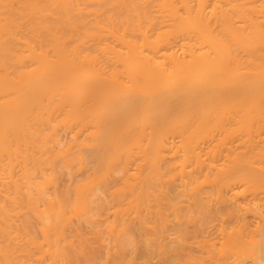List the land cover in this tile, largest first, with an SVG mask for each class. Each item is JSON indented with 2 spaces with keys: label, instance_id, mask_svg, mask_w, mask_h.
Segmentation results:
<instances>
[{
  "label": "bare ground",
  "instance_id": "1",
  "mask_svg": "<svg viewBox=\"0 0 264 264\" xmlns=\"http://www.w3.org/2000/svg\"><path fill=\"white\" fill-rule=\"evenodd\" d=\"M166 139L179 156L182 178L173 177L193 242H204L198 235L215 215L242 208L259 218L247 248L264 264V0H0V264H33L44 253L77 264L74 246L59 244L73 217L99 215L112 172L104 164L124 156L122 171L134 147L142 161L163 162ZM108 148L119 154L109 153L113 161ZM75 166L84 180L57 192L59 173ZM245 222L220 224L221 240L239 242ZM218 254L215 264H241L235 251Z\"/></svg>",
  "mask_w": 264,
  "mask_h": 264
},
{
  "label": "rangeland",
  "instance_id": "2",
  "mask_svg": "<svg viewBox=\"0 0 264 264\" xmlns=\"http://www.w3.org/2000/svg\"><path fill=\"white\" fill-rule=\"evenodd\" d=\"M60 132H63V134L65 133L63 131V129L60 130ZM61 134L62 133H60V136H61ZM65 135H67V134H65ZM171 135L172 134L168 135V139L171 138ZM173 135H174V133H173ZM63 136H62V139L64 138ZM169 136H170V138H169ZM65 137H69V135H67ZM173 137L177 140L176 133H175V136H172V138ZM64 140H66V139L64 138L63 140H61L62 143H63ZM170 140L175 141L174 139H170ZM165 141H166L165 145L167 147H165V149L163 151L164 153L163 152L162 153H163V157L166 158L167 161L163 159V162L166 161L169 165L164 162V164H165V166H164L161 159H160V162H157V164H154V162H152L151 160H149L148 162H145L146 159H143L144 161H142V157H141V156H143L142 151H139L137 149L138 153L139 152L142 153L141 156L137 157V155H135V154L133 155V153H135V152H136V154H138L137 150H135V147H134V148H132L134 150V152H132L133 151L132 149H130L128 151V153H129L128 155H129V158H131L130 159L131 161L129 160L130 162H128V160L126 159L127 162H128V163L126 162L128 167H125L127 175H126V172H125V168H123L124 172H125L124 173L123 169L121 171V167L122 166H120L121 164L124 165L123 164L124 162L122 163V161L126 157L124 159H122V160H121V158H123L124 157L123 155H125V154L123 153L122 154L123 157H119L118 156L119 154L118 155H117V153L114 154L113 153L114 151L112 152V150L110 148H108L109 150H108L107 153H108L109 156L106 153V155L108 156V159H110L112 157L109 154L111 152L112 154L118 156V160L113 161L114 159L113 160H111L112 158L110 159L111 161H113L112 164L111 163L109 164L110 166L108 168H110V169H106L107 168L106 164H104L105 165L103 167L104 168L103 169L104 173H105V170L108 171L109 173H110V171H112V172L110 173L111 176H109V178L106 179V176H105V178H104L105 180H103V183L101 184L102 186H104V189L102 190V192L104 194L99 192L101 195H103V196H100V194L98 195L100 198H102V202L99 203V206H98L99 209L97 208L96 212H95L96 214H99V215L98 216L93 215V217H95V221H93L94 219L91 218V220L93 219L92 220L93 223H90V222H87V221L84 222L83 219H82L83 221L80 220L78 222L77 219L75 217H73L71 221L73 222V224H76V225H74L75 228H68L69 231L66 228L67 230H65V236L64 237H68L69 239L65 238V240L61 241L59 245L67 247V249L70 247L68 250H70L74 246L73 248H75V250H77V252L79 253V254L77 253L78 254L77 257L79 259L76 258L77 264H84V263L85 264H101V263H103V264H128V263L129 264H191V263L192 264H202V262H203V264H212V263L215 264L216 263L215 257H216V255L218 253H220V255L218 254V257H220L223 254L222 256H230L231 258H234L235 257L234 251H235V253L240 254V255H238V258L241 259V261H240L241 264H252V263L255 264L253 262V260L255 259V256L253 255L254 254V249H253L254 245L253 246L251 245V247H253V248L250 249V250H249V248H251V247L249 246V248H247V245L248 244L250 245L251 242L253 243L255 238L257 240L259 238L258 232L256 230H254L255 229L254 228L255 221H257L259 218L257 216L252 217L253 215H251L250 212L245 211V209L237 208L238 212H236L235 211L236 210L235 207H234L235 209L234 208H232V209L229 208L230 211L232 210L234 212L231 213L229 216L226 215V216H223L222 218H221V216L216 217V215H215V217H214L215 219L212 218V221H211L209 227L208 228L206 227L205 230H203V232H201V234H203V235H201V234L198 235L201 238L203 237L204 242H201L200 244H197V243L193 242L195 240L194 234L191 231L194 228L192 226L193 224L191 223V221H187L186 220V222H185L186 218L184 217L185 216L184 212L186 214V209L187 208H185V207H187V202H185V201L183 202L181 200L183 198L184 194L182 195L183 191H182V193H180L181 192V187H182L181 186L182 181L180 179L182 177L179 175L181 173V171H180V167L177 164V163H179L178 162L179 156H177L176 153L175 154L172 153V152H175V151H172V149L175 146L174 147L171 146V147H173V148H171L170 147V145H171L170 142H168L167 139ZM168 148L170 150H168ZM90 149L91 148H85V150L83 149V152L85 151L83 154L84 155L86 154V155L89 156V158H87V156H86V160L87 159L90 160V161L87 160V163H88V165H86L87 169H89V165L91 166L93 164L92 162L94 161L93 159L92 160L90 159V158H93V156L89 155V154H91L90 153ZM71 150H73L72 147H71ZM86 150H88V152ZM130 151H131L132 154H130ZM177 153L179 155V152H177ZM176 156L178 158H176ZM167 157L169 159H167ZM173 157L175 159H173ZM58 159L59 160L55 161L57 164H58V162L60 161L61 158H58ZM108 159L106 158L104 163L108 164V162H111V161H108ZM106 161H108V162H106ZM117 163H118V165H117ZM158 163L159 164L162 163L161 166ZM142 164H143L144 167L142 166ZM171 164L173 165V168L175 167L177 169L178 172L175 169L172 168ZM140 165H141V169H140V171H137L138 170L137 168H140V167H138ZM152 165L155 167L156 172L158 174L154 173L155 172L154 169H151V170L149 169L150 171L147 169L148 167H151ZM166 165H168L169 167H168V169L166 168L164 170V168L167 167ZM83 168H85V167H83ZM160 168H162V169H160ZM79 169H81V170H79ZM79 169H77V166H75V169H74V167L71 168L70 173L71 172L72 173L67 175L69 177H67L66 174L63 173V172H61V175L59 173L58 178H57L58 180H56V181H57L58 185L60 184L59 185L60 191H58L59 190V188H58V190L56 189L57 192H63L64 191L63 188H65V185L67 186V184H71L70 182L72 180L74 181V179H75V181H76L77 178L78 179L81 178L82 179L81 181L84 180V177L86 176L87 171L85 169L83 171L82 168H79ZM166 170H168V171H166ZM170 170H172V171L174 170L173 171L174 173L171 172ZM114 171H116L117 173H114ZM148 171L151 172V173H149ZM164 171H165V173H164ZM121 172H123V174ZM136 172H137V174H136ZM138 172H141L143 174L138 173ZM166 172H168V174ZM128 173H130V175ZM144 173H146V174H144ZM134 174L136 176H139V177H135ZM138 174H141V175H138ZM173 174H178V176L181 177V178L180 179L177 178L178 176H174L173 177ZM72 175H74V176H72ZM131 175H132V177H131ZM148 176H149V178H148ZM150 176H151V178H150ZM158 177H159V179H158ZM124 178H125V180H124ZM147 178L149 180H147ZM131 179L132 180L136 179L137 183L131 182L132 181ZM122 180L123 181H128L129 180L128 183L131 182V183H129V186L132 187V188H130L128 186V189H127V185L128 184L126 182H124V184L126 185V186L124 185L125 186L124 187L123 184H122L123 183ZM73 181H72V184H73ZM75 181H74V183H75ZM105 181H107V182H105ZM150 182H152L151 185L149 184ZM106 185H109V187L108 186L106 187ZM179 185L181 187H179ZM119 186L120 187L122 186V188H120V189L117 188ZM129 188H130V190H129ZM129 195H131L134 199L131 197L132 198V200H131ZM166 195H168V196H166ZM171 197H173V198H171ZM174 197H175V199H174ZM184 197H186V196H184ZM172 199H174V200H172ZM121 200H122V203H121ZM168 200L169 201H171V200L175 201V204L177 205L176 208L174 207L175 210L173 209L174 203H172V201L169 202ZM125 201H127V203ZM186 201H187V199H186ZM237 201H242V200L239 199ZM106 202H107V204H105ZM116 202H118L120 205L117 204ZM111 203L113 205H110ZM156 203L160 207V209H159V207H157ZM126 204H129V205H126ZM104 206L105 207L107 206V207L105 208ZM117 206H121V210H123V211H121L119 207L116 208ZM128 206H130V208ZM131 206H133V207H131ZM135 206H137V207H135ZM223 206L222 207L219 206V208L221 207L223 211L228 210L227 207H223ZM127 207H128V209H127ZM183 208H184V210H183ZM219 208H217V209H219ZM115 209H116V211H115ZM219 210H221V209H219ZM101 211H103V212H101ZM134 211L135 212L137 211V212L135 213ZM157 211L159 212V214H158ZM115 212H116L117 215L115 214ZM175 213H176V216H175ZM242 213L244 215L241 216ZM261 214H264V211H261ZM256 215H258V214H256ZM240 216L242 218H240ZM243 216H245L244 218H246V219H243ZM263 216L264 215H262V217ZM121 217H123V218L121 219ZM99 218L102 219V220H100ZM124 218H126V219H124ZM241 219H243L244 222L246 220V222L244 224L247 225V230L243 231L242 238L244 239L246 236L247 237L244 240L243 239H241V240L239 239L240 240L239 242H237L238 241L237 239H236L237 241L235 240L236 242L235 241H234V243L232 242L234 245L237 246V249H236V247L231 243V241L230 242L229 241L223 242L221 240V238L219 236L220 235V233H219V225L222 224L224 227L227 228V230H228L229 227L230 228L232 227V229H233V227L236 228V229L239 228V227L241 228V225L239 226V224H240L239 222L243 223V221ZM107 220L109 222H107ZM129 220H131V221H129ZM99 221H101V222H99ZM116 221H117V224H116ZM102 222H103V224H101ZM122 222H124V224H126V225H124ZM184 222L185 223L188 222L187 224H185V228H184ZM129 223H131V224H129ZM96 224H97V226H96ZM139 224H141L142 226L139 225ZM123 225H124V228H122ZM127 225H128L129 229L127 228ZM93 226H95V227H93ZM97 227H99V228H97ZM118 227H120L121 229L118 228ZM116 229L117 230L119 229V230L117 231ZM126 229H127V231H126ZM178 229H180V231L181 230L182 231L180 232ZM187 229H189L191 232L189 230H187ZM94 230L96 232H94ZM176 230H177V232H176ZM115 231H117L118 233H116ZM183 231L186 234L187 233L188 234L186 235ZM246 231H247V233H245ZM125 232H127L126 236H128L129 238L125 237ZM138 232L141 233V234L138 235ZM249 233L252 234V235H249ZM37 234L39 235V233H37ZM130 234H132V236ZM178 234L179 235L181 234L182 238H180L181 235L178 237L177 236ZM70 235H72V236H70ZM121 236L124 237L126 240L124 238H121ZM144 236H146L148 243H146V238L144 239ZM183 236H185V237H183ZM249 236H251V237H249ZM199 237H198V240H199ZM81 238H82V240H81ZM184 238H185L186 242H185ZM123 239L125 240V242H124ZM182 239L184 240L185 243H183ZM39 240H41V239H39ZM141 240H142V242H141ZM257 240L254 243H257ZM132 241L134 243H136V244H134ZM87 243H88V245H87ZM44 244H43V247L46 245V244L45 245ZM72 244H74V245H72ZM126 244H128V245H126ZM84 245H85V247L88 246L89 248L87 247V249H85ZM117 245H118V247H117ZM135 245H136V247H135ZM119 246H124V247L119 248ZM76 247H78V248H76ZM119 250H121V251H119ZM174 250H176V252ZM251 250H253L252 254H251V252H252ZM84 251H86V252H84ZM220 251H222V252H220ZM45 254L46 253H44L43 256L39 255L41 257H38V254H36L35 256L33 255V258L37 257L35 259H33V258L31 259L33 261V264H35V263L38 264L39 262H40V264H57L58 260H59L60 264H68V263H66L67 261L65 262V259L60 257V255L59 256L56 255V256H58L57 257L58 259L56 260V259H54L53 255L49 254L50 255L49 256L48 254H46V255ZM252 255H253V257H251ZM96 256H97V258H96ZM37 259H39V261H35L34 262V260H37ZM53 260H55V261H53ZM79 260H80V262H79ZM90 260H92V261H90ZM114 260H116V261H114ZM126 260H128L129 262L128 261L126 262ZM209 260H210V262H209ZM213 261H215V263ZM262 261L264 263V260H262ZM259 262H261V261H259ZM261 264H262V262H261Z\"/></svg>",
  "mask_w": 264,
  "mask_h": 264
}]
</instances>
